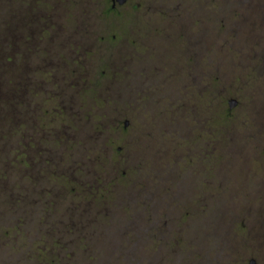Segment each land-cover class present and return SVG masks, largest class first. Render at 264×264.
Here are the masks:
<instances>
[{"label":"rangeland","instance_id":"obj_1","mask_svg":"<svg viewBox=\"0 0 264 264\" xmlns=\"http://www.w3.org/2000/svg\"><path fill=\"white\" fill-rule=\"evenodd\" d=\"M88 1L92 0H85ZM97 1L103 9L108 7L109 10L93 17L91 20L93 28L86 32L87 36L84 32L86 36L84 40L69 35L71 34L69 28L65 32L59 29L55 33L56 37L53 36L48 41L50 46L45 43L44 48L51 56L47 60L54 67L53 83L58 90L54 100L46 95H39L43 101L40 112L44 115L46 131L49 132L48 137L46 135L42 138V142L56 144L60 133L54 130L61 124L62 138H74L75 145L67 147V143H62V148L66 149L63 153L58 147L53 148L51 145L47 147L38 144V146L47 157L51 158L50 160L55 161L56 167H65L68 171L78 162L89 166L92 171L93 163L88 162L90 159L88 151L93 148V151L102 153L101 180L96 182L104 186L111 185L113 188L108 190L105 199L101 200L99 197L97 199L100 200L99 202H75L70 199L62 202L61 206L52 213L53 217L46 219L49 221L46 224L41 221L40 209L37 206L34 205L33 210H30L26 201L19 208L12 209L10 201L2 197L0 238L7 229L11 230L10 234L13 237L19 236L16 220L19 214H22L27 222H31L33 234L39 235L40 230H47L48 233L42 232L62 241L61 253L66 255L68 252L66 247H68L69 251L75 253L73 256L77 255V260L81 261L78 264H87L86 261L93 264H228L229 258L219 253L223 230L217 233L218 238L213 233V231L217 232L218 208H222L226 213L224 215H227L226 210L229 208L230 212L237 213V203L242 199L264 200V192L261 193L258 188L261 179H264V129L258 124L260 122L253 110L256 106L259 110L261 106L264 107V76L259 74V72L264 73V63L257 68L255 62L247 57L240 58L238 61L240 65H237L234 60L236 56L233 58L228 55L227 71L237 72V75H228L227 85H236L243 93L241 96V92L235 88L229 92V100L235 98L239 100L240 105L231 111L232 116L236 115L228 118L223 107L217 104L220 93L217 92L212 102H207L206 98H199L196 101L193 89L187 91V82L197 74L188 69L191 45L178 38L177 25L170 21L173 15L163 16L162 12L169 8L165 7L169 4V0H154L159 7L158 11L155 5H153L154 9L151 5L145 6V1L150 3L153 0H130L115 11L110 10L111 0ZM76 2L77 0H63L65 9L72 13L68 15L70 20H66L69 26L76 18L73 15L79 7ZM185 3V7L190 6L187 17H183L185 20L191 14L200 13L205 16L206 13L211 12V10L207 11L206 6L209 0H185ZM37 6H33L32 14L42 15ZM145 7H148V11ZM149 8L153 11H149ZM53 15L54 21L60 25L63 22L62 18L56 17V12ZM211 21L212 18L207 21V26L210 25V28ZM190 24L193 23L186 25L190 26ZM59 33L65 34L66 37L59 36ZM74 34L78 35L75 32ZM35 36L37 37L38 34L36 33ZM78 44L85 47L82 51L83 55H79L82 57L81 60L75 55ZM65 54H68L65 56L66 61L62 58ZM124 55L135 57L134 60L143 65V70L113 72L120 67V63H115V59ZM26 58L30 65H35L38 60L30 56ZM187 71L191 75L187 74ZM38 74L47 76L49 70L43 69L38 71ZM114 87L118 88L116 90L119 94H116ZM134 89L137 91L135 92ZM110 92L115 94H109ZM184 97L186 101L182 104L181 100ZM56 102L66 115L72 118V123L55 106ZM245 102L249 105L250 111L240 112ZM84 107L94 109L90 111L92 114L95 112L96 121L106 116V121L102 123V130L97 137L93 135L97 134V128L87 119L88 112H84ZM261 112L264 114V111ZM98 113L102 115L99 117ZM194 115L203 122L211 117V127L214 129L211 138L218 136L220 148L212 159L205 160L203 151H199L202 149V144H205L207 133L203 125L198 129L191 124L188 116L194 119ZM150 116L151 125L146 123ZM113 117L115 119L111 124L109 121ZM141 122L146 124L140 125ZM196 130H200L201 135L195 133L194 136ZM32 132L34 133L35 129L32 128ZM140 134H143L144 146H141V143L131 145L130 142L134 137L141 138ZM11 136L13 138V135ZM193 141V145H190ZM229 142L230 145L233 143L231 148L228 146ZM238 144L247 154L242 157L235 153L226 159L225 153L234 151ZM189 146H192L190 148L196 154L184 151H190ZM197 152L201 153V156L197 155ZM97 157L100 159V156ZM127 157L132 161L130 166ZM175 157L182 162L178 170L183 175L176 176V186L171 188L172 190L163 189L157 185L154 176L159 180V176L175 171ZM242 160H245L247 165ZM210 165L213 174L221 167L232 173L231 178L228 177L219 184L223 190L212 185L211 191L207 192L204 189L203 179L197 178L193 179L192 186L198 190L189 189L190 181L196 176L191 172L189 174V169L191 167L200 169L201 175H204V167ZM119 167L121 169L117 175ZM241 171L243 175L237 179L235 173ZM73 173L76 178L79 177L75 171ZM208 173L210 172L207 170ZM84 176L91 178L89 173H84ZM50 179L55 180L53 176ZM58 180L61 185H78V182L72 179ZM140 182L142 185L139 184ZM227 182H230V186L226 185ZM61 185L53 183L51 187L62 193ZM122 185H125V190ZM227 187L232 190L225 189ZM192 189L196 192L194 193ZM190 197L194 202H190L191 199H188ZM213 199L216 202L214 207L210 205ZM176 200L180 201L181 209L175 204ZM209 209L211 213L208 212ZM102 210L111 213L114 217L108 224L97 217ZM207 216L213 219L211 224ZM154 221L161 235L151 239V232L155 230ZM220 224L224 227L223 221ZM28 228V224L22 225L21 230L24 232L22 235L29 231ZM209 231L212 234H208ZM82 237L85 240L79 242ZM25 239L22 237L21 243H27V246H20L18 252L23 259H27L20 262L16 258L18 256L15 257L16 250L11 248L13 242L9 239L4 241L0 264H34L28 260L31 259L30 256L26 257L31 252L37 258L44 260L43 264H69L63 262L58 254L52 251L48 244L44 245L40 239L38 242H33L32 238L31 242ZM46 239L54 247V239L48 237ZM88 241L96 252L95 259H90L87 255L89 250L84 248ZM37 243H39L38 247ZM250 257L241 264H249Z\"/></svg>","mask_w":264,"mask_h":264},{"label":"trees","instance_id":"obj_2","mask_svg":"<svg viewBox=\"0 0 264 264\" xmlns=\"http://www.w3.org/2000/svg\"><path fill=\"white\" fill-rule=\"evenodd\" d=\"M168 2L169 4H166L165 7L168 6L169 8L167 9L169 10L167 11V9H165L166 11L162 12L163 16L173 15V18H171L170 21L179 26V29L177 30L182 34L186 32L181 28L182 25L193 23L206 26L209 18H212V25L210 28L211 43L209 49L206 50V53L202 36H193L190 38L192 41L189 50L191 54L189 63L193 64L192 61H194L193 70L196 72L197 77L195 80L187 82L188 86L186 89L187 91L190 89L194 90L196 101H198L199 98H206L207 102H212L218 92L220 95L217 98V100H219L217 104H221L226 89L233 90L234 88H238L236 85H227V76L237 75V72L230 73L227 71L229 63L227 61L228 55L233 58L236 56L234 60L237 62V65H240V62H238L240 58L245 59L247 57L255 62L257 68L264 63V0H209V4H206V6L208 8L207 11L211 10V12L206 13L205 16L200 13L199 15L191 14L186 20L183 17H187L189 12L188 8H190V6L185 7V0H169ZM19 3L23 4V10H27L34 5H43L45 8L51 9L48 10L49 13H44L39 16H35V13L29 14L26 11H23V13L19 15L16 12L17 4ZM154 4L153 0V2L148 3V6L151 5L153 8ZM226 6L228 9L225 8ZM54 7H56V3L47 0H0V201H2V197L7 201H10L12 209H17L23 203L28 201L30 210H33L34 205L40 209L39 216L43 224L49 222L47 220L53 217L52 213L61 206L62 202L68 199L75 202H96L99 197L101 200L105 199L108 190L113 188L111 185L104 186L96 182L101 180L100 162L103 158L102 153L93 151V148L88 151L87 154L89 155L90 153V159L88 162L93 163L92 171L89 166L85 164L83 165L81 162L75 164L70 168V171H68V168L56 167L55 161L50 160L51 158L47 157L38 146V144L46 145L47 147H50L51 145L42 142V138H45L46 135L48 137L49 132L46 131L44 115H41L40 112V106L43 101L39 95H46L49 99L54 100L57 94L56 91L58 90L53 83V75L55 74L54 67L51 66L49 60H47V58H50L51 56L44 49L45 46L50 43L48 41L51 37H56L55 33L59 30L57 28V22L53 19V14L55 13ZM66 20L69 19L67 18ZM63 24L67 25L68 23L65 21ZM36 33L38 34L37 37L35 36ZM48 33L50 34L48 35ZM201 35H203V33H201ZM77 47L75 55L81 60L82 57L79 55H83L81 52L85 47L79 44ZM27 56L37 58L39 61L37 60L35 65H30L26 58ZM43 69L49 70L47 76L38 74V71ZM259 74L264 76V73L262 72H259ZM213 86H215V88H212ZM185 101L184 97L181 100V103L185 104ZM179 105L181 104L179 103ZM55 106L66 115L57 102ZM86 108L84 107L85 111H83L85 113L88 112L87 119L92 122L95 128H97V134H93L97 137L102 130V123H105L106 121V116H103V119L101 117L100 120L96 121L94 118L95 112L92 114L90 111L94 109L87 108V111ZM143 110L145 111L146 109ZM89 113H91V115H89ZM98 114L99 117L102 115L101 113ZM67 117L72 123V118L69 116ZM196 118H198L197 115H194V119H192L191 116H188L191 124L198 127V129L201 128V125L205 126V121L203 122L199 118L196 120ZM114 119V117L111 118V121L109 122L113 124ZM151 121L150 116L146 123L151 125ZM146 123L141 122L140 125ZM143 126L141 128H143ZM32 128L35 129L34 133L32 132ZM61 130H63L61 124L55 128L54 132L60 134L58 142L52 144L51 147H58L63 153L66 149L62 148V143H67V147L70 145L74 146L75 140L74 138H62ZM142 132L145 133L144 131ZM200 132V130H196L194 136L196 135L195 133L198 134ZM213 132L214 129L211 134H213ZM11 135H13V138ZM140 135L141 138L137 139L134 137L130 144L135 146L136 144L141 143V146H144L143 134ZM190 135L192 136V134ZM70 142L74 144H71ZM193 143L194 141L191 142L190 145H193ZM228 146H230V142L228 143ZM105 147L106 146L104 145V149ZM190 147L192 146H189L190 151H184L195 153ZM201 150L203 151L202 154L207 151L205 144H202V149L199 151L201 152ZM210 150L213 153L220 150L218 136L211 138ZM240 150L243 151L241 148ZM234 151H237V149H234ZM36 152L37 155H35ZM106 154L108 153L106 152ZM200 154L199 156H201ZM97 156H100V159ZM128 158L129 157H127V160L130 166L132 161L131 158ZM93 168L95 169L94 171ZM120 169L121 167L118 168L116 172L117 175ZM73 171H75V174L79 177L76 178ZM84 173H89L91 178L85 177ZM52 176L55 180L50 179ZM82 177L86 179H83ZM59 178H66L67 180L72 179V181L78 182V185H61L58 180ZM154 178L159 186L161 182L157 177L154 176ZM50 181L61 185V187H63L62 193L57 192L58 189H53L51 187L53 183H50ZM139 184L142 185V182ZM64 186L67 187V189ZM122 186H124L123 188L125 190V185ZM163 186L169 189L172 188V184L169 181L164 182ZM112 195L113 194H110V196ZM99 201L100 200L97 202ZM102 202L104 203V201ZM175 204L181 209V203L179 201H175ZM182 212L187 214V212L183 210ZM150 213L152 212L150 211ZM222 214L224 215L226 213L221 212V215ZM29 215L31 214L29 213ZM113 218L114 217H112L111 213H107L105 210L100 211L98 215V219L105 224H108ZM16 222L20 234L19 236L13 237L10 234V229H7L5 232L3 231V237L0 238L1 255H3L4 241L11 239L13 242L11 248L16 250L15 257L18 256L16 258L20 262L27 259H23L21 253L18 252L20 251V246H27V243H21V238L24 237L29 242H31L30 239L32 238L33 242H38V239H40L41 242H44V245L48 244L51 250L55 251L56 254H58L57 256H59L65 263L69 262V264H78L81 262L77 260V255L73 256L75 253L69 251L68 247H66V250H68L66 255L61 253V251H63L60 249V247L62 248L63 246L62 241L48 234L45 235L44 232H42L46 231L48 233L47 230H40L39 235L36 233L33 234V226L30 227L31 222H27L24 215L19 214ZM27 224L29 225V231H27L25 235H22L24 233L21 230L22 225L25 226ZM154 229V232H151V239H155L157 236L161 235L155 221ZM47 237L51 240L54 239V247L48 243L46 239ZM44 240L47 242L45 243ZM84 240L85 239L82 237L79 239V242H83ZM36 246L38 247L39 243H37ZM84 248L89 250L87 251L89 252L87 255L90 259H95L96 252L93 250V246L89 241ZM28 256L31 257V259L28 260L34 264H43L44 262V260L37 258L33 252L26 257ZM86 263L93 264L87 261Z\"/></svg>","mask_w":264,"mask_h":264},{"label":"flooded vegetation","instance_id":"obj_3","mask_svg":"<svg viewBox=\"0 0 264 264\" xmlns=\"http://www.w3.org/2000/svg\"><path fill=\"white\" fill-rule=\"evenodd\" d=\"M45 1V0H44ZM47 1H54L56 3V7L54 9V11L57 13V17L62 18V21L64 22V20L66 21V19H69V14H72L71 11L69 12L67 9H65V5L63 3V0H47ZM130 0H127L125 3H120L118 0H111V4H110V10H116L119 6L125 5L127 3H129ZM77 4H79V7L77 8L76 12L73 13V15L76 16L75 21L73 24L69 25H65L63 24V22L58 26L57 28L60 30H64V32L66 30H68L69 28V35L71 36H78L79 38H83L82 40H84L87 36L86 32H89L93 27V24L91 22V20L93 19L94 16L98 15V14H102L105 11H108L109 8H105L103 9L100 6V2L96 0H92V1H88L85 2V0H77L76 2ZM147 1H145V6L148 5ZM156 6V10L158 11L159 7H157V4H154ZM23 4L19 3L17 4V13L20 15L23 13V11H26L29 14H32L34 12V8H28L27 10H23L22 9ZM38 9V11H41V13H49L48 10L45 8L43 5H38L36 7ZM146 9L148 7H145ZM145 9V10H146ZM154 9V8H153ZM37 11V10H36ZM148 11V9H147ZM149 11H153L151 8H149ZM36 14V13H35ZM55 14V13H54ZM65 17H67L65 19ZM59 18V19H60ZM70 20V19H69ZM202 25V24H200ZM200 25L197 24H190V26L188 25H182V29H184L186 32H184V34L178 32L177 30V36L179 39H183L185 42H187L189 45H191V37L193 36H202L203 37V44L205 46V53L206 50L209 49L210 43H211V29H210V25H206L203 27H201ZM201 27V28H200ZM200 28V29H199ZM203 28V30H201ZM177 29H179V26L177 25ZM81 30V31H80ZM59 31V30H58ZM77 33L78 35L74 34ZM80 32V33H79ZM84 32L86 34V36L84 35ZM201 33H203V35H201ZM182 35V37H181ZM59 36H63V38H65V34L64 35H60ZM188 44H186V46L188 47ZM76 50V49H75ZM82 53V52H81ZM68 54H65L62 56V58L65 60V56H67ZM206 55V54H205ZM61 56V55H60ZM75 56V55H74ZM135 57L133 56H120L118 59H115V63L118 64L120 63V67L118 68V70H115L113 72L115 73H121V72H129L131 70H136V69H141V71L143 70V65L137 63L134 60ZM194 64V61H192ZM192 63H189V70H192L191 72H194V65ZM123 70V71H122ZM134 72V71H133ZM187 74H190L189 71L186 72ZM187 74L185 75V77L187 76ZM191 75V74H190ZM184 77V78H185ZM112 78H114V76L112 75ZM196 76L192 78L191 81L195 80ZM185 83V82H184ZM126 86V85H124ZM129 87V86H128ZM122 88V87H121ZM116 94L119 92L116 90L118 88L114 87ZM239 90V88H236ZM132 90V89H131ZM175 90V89H174ZM235 90V89H233ZM134 91L136 92L137 90L134 89ZM231 91V89H226L225 90V96L224 99L222 98V103L220 104V106L223 107V111L225 113V115H227L228 118L234 117L231 114V111L234 108H237L240 104H239V100L235 99V98H230L229 100V92ZM239 92H241L239 90ZM109 94H115L114 92H110ZM241 96H243V93L241 92L240 94ZM144 96V95H143ZM235 100L236 104L234 106H231V101ZM227 101L228 104H227ZM250 111L249 105L245 102V104H243L242 108H240V112L241 111ZM256 113V117L259 120L260 123H258L263 129H264V114L261 112L264 111V107L261 106V110H259L257 108V106L253 109ZM248 114V113H247ZM250 116V114H248ZM205 126H203L204 131L207 133V138L205 141V147L207 148V151L203 154L205 160L206 159H212V157L215 155V153H213L210 150V143H211V133L213 131L212 127H211V117L209 116L205 122H204ZM230 136V135H229ZM230 140L232 141V139L230 138ZM229 140V141H230ZM233 143L230 145L232 146ZM241 146L240 144H238V146H236L235 149H237L236 152L234 151H227L225 154L227 156L226 159L230 158V156L232 154L238 153L240 154L242 157H244L245 154H247V152H243L242 150H240ZM243 149V148H241ZM234 150V149H233ZM234 152V153H233ZM253 154H255V152H253ZM197 155H199V153H197ZM201 155V154H200ZM176 158V162H174L176 165V167H174L175 171H171L169 172V174L165 175V176H159V181H161V184L159 185L160 187H163L164 182L169 181L172 184V188L173 186L175 187V181H176V176L183 175L181 174V172L178 170L180 169L179 164H181L182 162L177 158ZM242 162L244 164H246L245 160H242ZM247 165V164H246ZM205 168V173L204 175H201L202 170H197L196 168H190L189 169V174L190 172L196 176H193L192 180L190 181L188 188H195L196 190H198V188L192 186L193 181L197 179H203L204 181V189L205 191L209 192L211 191V189L213 188L212 185H214L217 189L219 188V190H221L222 188L220 187L219 184H221L222 182H224L228 177L231 178V172L230 170L226 169V168H217L215 170V174H213V172H211V165L204 167ZM207 170L210 172L207 174ZM214 171V170H213ZM218 172V173H217ZM212 173V174H211ZM188 175V174H187ZM242 171L240 173H235V176L237 179L242 177ZM220 178H219V177ZM194 179V180H193ZM218 181V182H215ZM226 185L230 186V182H227ZM230 187H227L225 189H229ZM234 188V187H232ZM258 188L260 189V192H264V179H261V183L258 185ZM231 189V188H230ZM193 190V189H192ZM196 190H193L194 193L196 192ZM223 190V189H222ZM232 190V189H231ZM210 195V194H209ZM211 196V195H210ZM216 197V195H215ZM191 199L190 202H194L193 198H188ZM214 200V201H213ZM212 202L211 200H208V202H211L210 205L212 207L215 206V199H213ZM177 202L179 200H176ZM180 202V201H179ZM209 205V204H208ZM209 205V208H211V206ZM160 206V205H158ZM238 211L237 213L235 212H230V208L226 210L227 215H221L223 212L222 208H218V212L217 215L218 219H216V223L217 224V232H214L216 237L218 238L217 233L219 231H222V235L220 237V242H219V253L224 255V257L229 258V262L228 264H241L243 262H245L247 260V258L249 256H251L249 258V264H264V200H251V199H245L240 202L238 201L237 206ZM209 213H211L210 209L208 210ZM215 212V215H216ZM100 213V212H99ZM98 217V216H97ZM216 218V217H215ZM209 220V223H212L211 216H207V220ZM223 221L224 223V227L220 224V222ZM208 234H212L211 231L208 232ZM232 260V261H231Z\"/></svg>","mask_w":264,"mask_h":264},{"label":"water","instance_id":"obj_4","mask_svg":"<svg viewBox=\"0 0 264 264\" xmlns=\"http://www.w3.org/2000/svg\"><path fill=\"white\" fill-rule=\"evenodd\" d=\"M121 4L122 3H125L127 0H118ZM236 104V101L235 100H232L231 101V106H234ZM126 125H127V122H126Z\"/></svg>","mask_w":264,"mask_h":264}]
</instances>
